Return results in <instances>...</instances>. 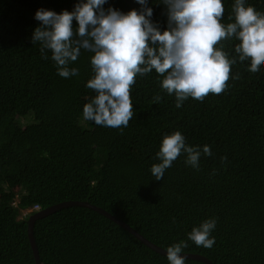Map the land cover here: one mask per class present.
I'll list each match as a JSON object with an SVG mask.
<instances>
[{"label": "trees", "instance_id": "1", "mask_svg": "<svg viewBox=\"0 0 264 264\" xmlns=\"http://www.w3.org/2000/svg\"><path fill=\"white\" fill-rule=\"evenodd\" d=\"M77 2L0 0V264H35L31 214L70 200L105 209L164 249L184 241L182 253L214 264H264V68L251 73L249 61L237 60L221 93L189 97L180 108L161 90L155 70L138 75L128 126L96 125L82 118L83 105L96 95L85 87L94 75V53L81 50L70 65L78 75L63 78L31 39L38 9L71 11ZM222 3L226 25L233 22L234 0ZM248 5L264 13V0ZM109 6L141 7L136 0H107ZM149 6L153 22L166 29V6L159 0ZM238 43L221 40L214 47L235 56ZM233 73L239 78L232 80ZM177 130L189 145H208L212 155L202 154L193 168L181 154L156 180L150 173L155 153L163 136ZM208 218L216 220L212 249L187 239ZM34 235L42 264H168L165 255L85 206L37 219ZM185 264L206 263L185 258Z\"/></svg>", "mask_w": 264, "mask_h": 264}, {"label": "clouds", "instance_id": "2", "mask_svg": "<svg viewBox=\"0 0 264 264\" xmlns=\"http://www.w3.org/2000/svg\"><path fill=\"white\" fill-rule=\"evenodd\" d=\"M136 2L140 9L127 12L112 6L105 9L107 0H78L71 11L40 8L34 14L40 24L33 30L32 43L39 42L42 58L54 62L60 77L78 75V68L70 65L81 50L94 53L90 58L94 75L85 87L96 95L83 105L84 120L103 127H127L133 117L130 88L138 75L153 70L162 77L161 90L174 95L180 108L189 97L202 101L210 92L221 93L237 60L249 61L247 70L251 73L259 74L264 68V13L246 6V0H234L229 17L233 22L226 25L220 22L222 0H159L166 6L164 30L151 19L149 0ZM232 39L239 41L235 56L222 46L214 47L218 41ZM231 78L239 77L233 73ZM181 154H185L186 165L199 168L201 155L211 156L212 152L208 145L187 144L184 135L174 131L163 136L151 175L162 179ZM215 229L216 220L208 218L193 226L187 239L212 249ZM186 246L184 241L168 246V264H185L181 253Z\"/></svg>", "mask_w": 264, "mask_h": 264}, {"label": "water", "instance_id": "3", "mask_svg": "<svg viewBox=\"0 0 264 264\" xmlns=\"http://www.w3.org/2000/svg\"><path fill=\"white\" fill-rule=\"evenodd\" d=\"M70 206L89 207V208L105 215L106 217L110 218L111 220L115 221L117 224H119L122 227H124L125 229H127L130 233L135 235L144 244H146L147 246H149L153 250L157 251L158 253L166 256L164 248H161L158 245L152 243L145 236H143L138 231H136L131 226H129L125 221L121 220L120 218L116 217L115 215L111 214L110 212L106 211L105 209H103L101 207H97L93 204H90L89 202L70 200V201H63V202L51 205L47 208H44V209H41L40 211L35 212L33 215L30 216L29 221H28V236H29V241H30V244H31V247L33 250L34 257H35V264H42L41 259H40V255H39V250H38L37 243H36V239H35V235H34L35 222L37 221V219L44 218V217H46V216H48L54 212H57L58 210H61L63 208L70 207ZM181 255H183L185 258H190V259L205 262L206 264H214L209 258H207L203 255H200V254L181 253Z\"/></svg>", "mask_w": 264, "mask_h": 264}, {"label": "bare ground", "instance_id": "4", "mask_svg": "<svg viewBox=\"0 0 264 264\" xmlns=\"http://www.w3.org/2000/svg\"><path fill=\"white\" fill-rule=\"evenodd\" d=\"M31 210V209H30ZM36 210V209H35ZM31 213V212H30ZM31 215H33V214H31Z\"/></svg>", "mask_w": 264, "mask_h": 264}, {"label": "built area", "instance_id": "5", "mask_svg": "<svg viewBox=\"0 0 264 264\" xmlns=\"http://www.w3.org/2000/svg\"><path fill=\"white\" fill-rule=\"evenodd\" d=\"M35 208H37V207H35Z\"/></svg>", "mask_w": 264, "mask_h": 264}, {"label": "rangeland", "instance_id": "6", "mask_svg": "<svg viewBox=\"0 0 264 264\" xmlns=\"http://www.w3.org/2000/svg\"><path fill=\"white\" fill-rule=\"evenodd\" d=\"M25 214V213H24Z\"/></svg>", "mask_w": 264, "mask_h": 264}]
</instances>
